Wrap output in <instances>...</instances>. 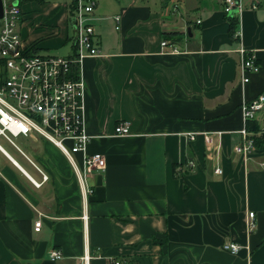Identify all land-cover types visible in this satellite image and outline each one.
Instances as JSON below:
<instances>
[{
	"label": "crops",
	"instance_id": "crops-1",
	"mask_svg": "<svg viewBox=\"0 0 264 264\" xmlns=\"http://www.w3.org/2000/svg\"><path fill=\"white\" fill-rule=\"evenodd\" d=\"M15 1L25 44L72 56V0ZM95 1L101 55L81 71L87 152L105 157V168L86 179L92 192L83 199L50 142L53 151L36 135L24 149L1 146L11 159L0 152V264H78L86 247L91 264H264V144L247 159L234 151L240 105L264 94V0H240L238 42L228 37L222 0ZM163 39L181 53H162ZM239 47L259 67L246 83ZM4 75L0 66V86ZM119 121L129 135H114ZM227 242L240 245L237 255L222 251ZM52 249L62 257L49 259Z\"/></svg>",
	"mask_w": 264,
	"mask_h": 264
},
{
	"label": "built area",
	"instance_id": "built-area-1",
	"mask_svg": "<svg viewBox=\"0 0 264 264\" xmlns=\"http://www.w3.org/2000/svg\"><path fill=\"white\" fill-rule=\"evenodd\" d=\"M1 1L0 17V66L5 73L0 86V137L16 149L14 139L19 136L29 138L32 135L40 136L45 141L53 144L65 158H67L72 171L80 186L81 196L84 199L91 194L92 188L87 185L86 179L95 171H103L105 157L99 153L88 154L90 135L85 127V93L86 85L81 71L82 63L87 58L98 57L101 53L94 39V28L90 23V16L95 0H72L74 7L71 12L70 22L75 28L74 52L70 57H55L39 55L34 52L31 45L25 44L20 36L19 25L23 19L22 11L15 0ZM224 13H229L236 6L239 10L240 0H222ZM257 4H250L252 9H257ZM176 6L174 5L173 8ZM120 16H115L116 29ZM239 37V32L236 33ZM162 53L180 54L176 43L163 39L160 42ZM239 71L243 83L248 81L246 72L256 73L254 54L239 47ZM241 117L244 126L239 131L242 138L234 151L243 159L249 158L254 150V138L264 133V94L256 99L240 105ZM258 123V130L251 131L248 122ZM115 136H127L130 133L129 123L119 121L114 126ZM206 136V142L211 139ZM77 155H80V164ZM188 163V167L193 166ZM42 181L47 176L38 167ZM221 168L214 170L220 174ZM35 186L40 183L32 181ZM254 212L247 216L248 231L256 227L253 220ZM86 219V216H83ZM41 220L34 222L33 231H39ZM240 245L227 242L222 246V251L237 255ZM62 257L59 250L52 249L49 259L58 260ZM78 264H91L93 258L86 247L79 256ZM112 264H120L112 261Z\"/></svg>",
	"mask_w": 264,
	"mask_h": 264
},
{
	"label": "trees",
	"instance_id": "trees-1",
	"mask_svg": "<svg viewBox=\"0 0 264 264\" xmlns=\"http://www.w3.org/2000/svg\"><path fill=\"white\" fill-rule=\"evenodd\" d=\"M41 1V0H38ZM45 1V0H42ZM74 7V3L72 1V4L70 6L71 10H70V14L72 12V9ZM225 20L226 22L229 24V28H228V37L231 38V40L233 42H238L240 40V37H238V35L236 34L237 32H239V22H238V12L235 11H230L229 13H225ZM164 38H168L167 36H164ZM248 129L251 131H256L258 130V123L252 121V122H248ZM264 144V133H262V135L260 136H256L254 138V147L255 148H261ZM180 168V169H179ZM174 170V174L175 176H179L180 173H178V170H181L180 165H177L175 167H173ZM181 172V171H179Z\"/></svg>",
	"mask_w": 264,
	"mask_h": 264
},
{
	"label": "rangeland",
	"instance_id": "rangeland-1",
	"mask_svg": "<svg viewBox=\"0 0 264 264\" xmlns=\"http://www.w3.org/2000/svg\"><path fill=\"white\" fill-rule=\"evenodd\" d=\"M112 1H114V0H110V2H112ZM140 3H141V1H140ZM59 55V54H58ZM57 55V56H58ZM14 143H15V145H18L19 147H21L22 149H24V146L23 145H27V146H29L30 144H32L30 141H29V139H27V138H24V137H22V136H19V137H17L16 139H14ZM23 143V144H22ZM28 143V144H27ZM38 143H40V144H44L45 145V147L46 148H50L49 147V145H50V143L46 140H44V139H42L40 136H38ZM0 146H4L7 150H11V149H13V147H12V145H10V144H8L7 142H6V140L4 139V138H2V137H0ZM53 147H51L50 148V150L51 151H53V149H52Z\"/></svg>",
	"mask_w": 264,
	"mask_h": 264
},
{
	"label": "water",
	"instance_id": "water-1",
	"mask_svg": "<svg viewBox=\"0 0 264 264\" xmlns=\"http://www.w3.org/2000/svg\"><path fill=\"white\" fill-rule=\"evenodd\" d=\"M238 8L235 6L234 9L232 11L238 12ZM0 17H1V1H0ZM0 152L4 153L7 157H9V155L5 152L4 149H2V147L0 146ZM10 158V157H9ZM11 159V158H10Z\"/></svg>",
	"mask_w": 264,
	"mask_h": 264
},
{
	"label": "bare ground",
	"instance_id": "bare-ground-1",
	"mask_svg": "<svg viewBox=\"0 0 264 264\" xmlns=\"http://www.w3.org/2000/svg\"><path fill=\"white\" fill-rule=\"evenodd\" d=\"M101 55V54H100ZM248 128V127H247Z\"/></svg>",
	"mask_w": 264,
	"mask_h": 264
}]
</instances>
